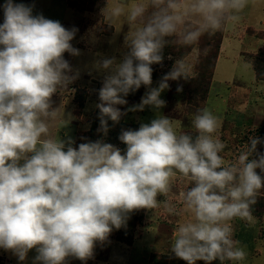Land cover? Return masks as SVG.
Returning a JSON list of instances; mask_svg holds the SVG:
<instances>
[{
    "label": "clouds",
    "instance_id": "1",
    "mask_svg": "<svg viewBox=\"0 0 264 264\" xmlns=\"http://www.w3.org/2000/svg\"><path fill=\"white\" fill-rule=\"evenodd\" d=\"M252 0H147L115 4L105 13L110 25L123 18L131 31L121 60H97L104 73L97 90L101 138L76 145L53 134L71 120L53 97L80 76L69 56L81 50L72 41L79 29L33 14L34 4L4 0L0 23V249L20 264L34 251L32 264H87L97 246L126 229L135 213H153L161 204L179 223L170 252L185 264H224L246 260L234 239L232 221L251 223L252 208L264 191V139L249 136L234 162H225V144L215 135L219 118L205 107L192 119L194 133L178 131L160 114L170 81L190 78V66L177 59L153 87V65L163 67L169 38L182 47L235 24ZM103 9V12L105 10ZM247 67V65H245ZM145 88L139 103L127 97ZM123 107V110H122ZM156 112L137 129L122 128L123 149L107 142L112 126L132 112ZM190 187L179 192L182 211L168 199L173 182ZM159 197L165 199L161 201ZM152 217V216H151Z\"/></svg>",
    "mask_w": 264,
    "mask_h": 264
},
{
    "label": "rangeland",
    "instance_id": "2",
    "mask_svg": "<svg viewBox=\"0 0 264 264\" xmlns=\"http://www.w3.org/2000/svg\"><path fill=\"white\" fill-rule=\"evenodd\" d=\"M15 3L34 4L33 14H43L48 19L60 21L66 28L73 26L79 29L72 41L73 46L81 50L78 57L65 54L73 69L80 72L79 78L68 90H62L53 97L55 104L60 105L61 113L65 109L66 114H71L68 125L60 129L63 122L58 120L53 125V134L62 138L71 137L76 145L85 142L81 138L87 134L92 121L98 111L95 107L99 103L98 89L102 86L104 73L96 71L94 65L97 60L116 57L121 60L127 52L125 37L131 31L124 23L123 18L110 25L105 13L115 4L128 6L134 2H147V0H14ZM4 0H0L3 5ZM105 8L104 12L103 9ZM0 23H3V10L0 7ZM227 33L226 41L233 46L249 53H256L264 48V0H252L250 5L242 13V18L235 24H228L221 32L215 33V42H211L210 35H204L194 45V49L185 57V49L178 52V56L168 54L163 62L154 69L157 79L153 80V87L158 85L161 77L170 70L177 59L183 58L190 66V78L197 75L199 68H205L207 72L212 70V57L216 53V47L221 36ZM187 48V47H186ZM188 47V49H190ZM210 51V52H209ZM232 52V50H230ZM174 51H169L172 53ZM181 53V55H179ZM210 53V56H207ZM227 57H233L232 53L222 54L214 72L212 85L208 98L199 104V109L209 108L219 120H240L247 125L249 120L256 122L248 129L240 126L233 129L227 126L224 129L223 143L231 150V157H226L225 162H234L240 151L244 150L249 136H258L264 139V57L257 63L262 78L258 80L250 63L243 58L230 61ZM247 65V67H245ZM189 78V79H190ZM170 90H165L161 98L166 101V107L160 110V114L173 119L177 130L195 135L192 128V119L199 110L187 102L186 92H177V82L170 81ZM87 92L88 97L83 108L75 103L79 93ZM145 92V89H144ZM143 92V94H144ZM139 103H129L130 105ZM123 110V107H122ZM156 112L146 108L143 112L128 113L124 116L126 124L137 129L140 123H148L155 118ZM110 131L104 139L120 148L125 146L119 141L118 136H113L115 126L109 123ZM239 128V129H238ZM181 130V131H182ZM97 136L101 134L97 133ZM264 152V146H258ZM227 149V150H228ZM190 187L189 182L177 180L173 182L172 192L168 199L175 205L177 211H182L179 192ZM163 201L164 197H159ZM253 221L251 223L236 219L232 221L234 239L240 242L247 252V258L241 262L225 261L224 264H264V191L257 198V203L252 208ZM152 216V217H151ZM188 219L187 215H170L163 204L153 213H143L136 228V239L132 245H126L117 241L97 246L95 258L87 264H185L176 259L170 252L171 242L179 223ZM35 252L29 253L28 260L24 264H32ZM2 264H20L11 253L0 249ZM151 260V261H150ZM69 264H81V261L71 259ZM203 264V262H198ZM218 264V262H216Z\"/></svg>",
    "mask_w": 264,
    "mask_h": 264
},
{
    "label": "trees",
    "instance_id": "3",
    "mask_svg": "<svg viewBox=\"0 0 264 264\" xmlns=\"http://www.w3.org/2000/svg\"><path fill=\"white\" fill-rule=\"evenodd\" d=\"M216 34L210 35V40L211 42H215V37ZM223 41V35L221 36L219 43L217 44L216 47V53L212 57V70L210 72H207L205 68H199V71L196 76L193 78H190L188 81H180V83L183 85V91L186 92L187 95V102L188 104L197 107L198 109L199 104L201 102H205L208 98L209 90L212 85V80L214 76V71L216 68V63L218 61L219 55H220V48L221 44ZM182 49H185V52L183 53V57L187 56L193 49L194 45L191 46L190 49L188 47H182L178 45L175 42V38H169V43L164 49V57L166 59V56L168 54H174L175 56H178V52ZM169 51H174L172 53H169ZM210 52V51H209ZM181 55V53H179ZM207 56H210V53H207ZM264 57V48H261L258 52L256 53H249L246 55V59L251 63L252 68L255 72L256 78L258 80L263 79L261 72L258 69L257 63L261 61ZM164 59V60H165ZM164 62V61H163ZM159 65H153V68L155 69ZM157 72H153V80L157 79L156 77ZM143 87L139 89L135 94H131L127 97L129 103H135L140 101L141 96L143 95L144 92ZM88 97L87 92H83L82 94L79 93L76 98H75V103L80 106V108L84 106V103L86 102V99ZM205 108V106H204ZM98 115H99V110L97 111L91 125L90 131L84 135V138H87V140H92L95 141L96 139L101 138V136H97V131L96 129L99 127V120H98ZM111 121H109L110 123ZM122 128H131L126 124V121L124 117L122 118L121 122L117 125H115V130L113 133V136H118L120 134V131ZM133 129V128H132ZM183 131V130H182ZM144 211L135 213L132 215V217L129 219L127 228L126 229H121L119 231H114L111 236H110V242L107 244L112 243L113 241H117L126 245H132L135 242L136 239V228L140 222L141 217L143 216ZM264 213H262L261 216H263ZM151 261V260H150ZM154 262V261H152ZM151 262V263H152ZM150 263V264H151ZM0 264H2V260L0 258Z\"/></svg>",
    "mask_w": 264,
    "mask_h": 264
},
{
    "label": "crops",
    "instance_id": "4",
    "mask_svg": "<svg viewBox=\"0 0 264 264\" xmlns=\"http://www.w3.org/2000/svg\"><path fill=\"white\" fill-rule=\"evenodd\" d=\"M228 35L227 33L225 32V35H224V39L222 41V44H221V48H220V55H219V58L222 54H231L233 55V57H227L230 59V61H233V60H238V59H241L243 58L245 61H247L248 63H250L247 59H246V55L248 54V52H245L244 50L240 49L239 46H236V49H235V46H233V44H231L230 41H226ZM232 50V52L230 51ZM219 58H218V61H219ZM218 61L216 63V68H217V64H218ZM251 64V63H250ZM252 66V65H251ZM215 68V70H216ZM215 72V71H214ZM220 121V126L217 130V133L215 134L222 142H223V137H224V129L226 128V124L227 126H231L233 129H235L236 126H240V130L242 132H245V129L243 130V128L241 127H247L248 129L250 128L251 130V127L254 126V124H256V122H252V120H249L248 124L246 125L245 124V121L242 119L240 120H226V119H221L219 120ZM238 124V125H237ZM245 127V128H246ZM239 129V128H238ZM182 129H180L181 131ZM228 148L225 147L224 151L221 153V155L224 157V159L226 157H231V150H227Z\"/></svg>",
    "mask_w": 264,
    "mask_h": 264
}]
</instances>
